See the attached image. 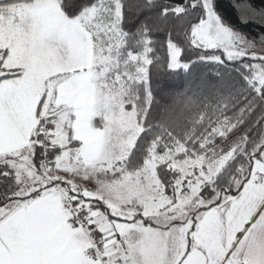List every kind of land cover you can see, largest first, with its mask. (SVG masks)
Here are the masks:
<instances>
[{
  "label": "snow or ice",
  "instance_id": "6c2138e0",
  "mask_svg": "<svg viewBox=\"0 0 264 264\" xmlns=\"http://www.w3.org/2000/svg\"><path fill=\"white\" fill-rule=\"evenodd\" d=\"M260 5L0 0V264H264Z\"/></svg>",
  "mask_w": 264,
  "mask_h": 264
},
{
  "label": "trees",
  "instance_id": "16d2710c",
  "mask_svg": "<svg viewBox=\"0 0 264 264\" xmlns=\"http://www.w3.org/2000/svg\"><path fill=\"white\" fill-rule=\"evenodd\" d=\"M246 2L253 4L256 7H260V0H222V4L227 13L231 16L233 22H236L237 17L243 11V8L237 9L234 5H243ZM244 31H248V27L243 29Z\"/></svg>",
  "mask_w": 264,
  "mask_h": 264
}]
</instances>
